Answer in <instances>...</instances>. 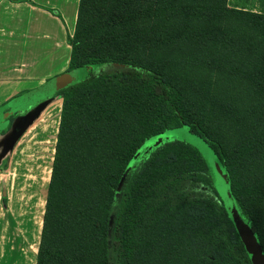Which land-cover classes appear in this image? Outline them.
Masks as SVG:
<instances>
[{
	"label": "trees",
	"instance_id": "trees-1",
	"mask_svg": "<svg viewBox=\"0 0 264 264\" xmlns=\"http://www.w3.org/2000/svg\"><path fill=\"white\" fill-rule=\"evenodd\" d=\"M68 42L67 72L109 67L55 96L36 264H254L199 148L164 142L129 170L152 138L188 129L223 165L264 254V11L228 0H80ZM195 70L244 80L256 96L239 108Z\"/></svg>",
	"mask_w": 264,
	"mask_h": 264
},
{
	"label": "crops",
	"instance_id": "crops-1",
	"mask_svg": "<svg viewBox=\"0 0 264 264\" xmlns=\"http://www.w3.org/2000/svg\"><path fill=\"white\" fill-rule=\"evenodd\" d=\"M79 2L0 0V168L6 157L15 153L25 141L26 133L23 137L18 133L37 108L49 102L56 108V101L58 104L62 101L55 96L61 90L62 76L68 73L71 56L68 38L75 32ZM229 6L245 9L231 3V0ZM51 10L58 11L61 17ZM37 123L38 120H34L27 133ZM48 159L45 156L43 160ZM53 160L51 157L50 161ZM31 173L28 176L36 191L41 192L49 186L52 169L45 161L33 171L34 175ZM39 205L35 201L34 208L38 209ZM17 212L20 214L15 216L27 215L29 218L20 224L27 225L23 244L9 239L8 227L7 238L2 236L6 220L0 211V264H36L44 214L38 221L35 210ZM6 213L10 217L13 215L7 210ZM17 254L18 257L15 256Z\"/></svg>",
	"mask_w": 264,
	"mask_h": 264
},
{
	"label": "rangeland",
	"instance_id": "rangeland-1",
	"mask_svg": "<svg viewBox=\"0 0 264 264\" xmlns=\"http://www.w3.org/2000/svg\"><path fill=\"white\" fill-rule=\"evenodd\" d=\"M231 3L249 11H264V2L261 0H231ZM236 25L237 23H233V28L238 31ZM239 29L244 31L242 27ZM248 30L245 31L246 34L249 32L251 35L254 34L250 29ZM107 67L109 66H91L88 69H80L72 71V73L68 72L62 76L60 88L64 89L69 87L78 81L86 79L90 73H95L101 69L104 71ZM194 74L215 91L228 87L230 92L232 91L234 94L235 105L239 108H243V103L246 100L249 101L250 98L256 96V92L250 84L228 74L209 70H195ZM57 102L58 101H56V108H53L54 106L52 107L53 104L50 102L48 104H42L37 108V112L30 116L32 118L27 122L25 121L21 128V132L18 133L20 136L26 133V137L24 138L25 141L15 153L6 157L0 168V211L5 215L4 219L6 220V224L1 232L2 236L6 239L8 227L10 231L9 239L13 243L19 241L21 244L24 243L23 236L25 235L24 231L27 225L24 226L22 224V226H20V224L25 221L27 222L29 219L27 215L15 216L14 214L19 213L17 210L26 212H29V210L37 211L36 219H38V221L41 219L42 213H45L46 196L49 186L43 188L41 192L36 191V187L31 182L29 179L30 176L28 175H30L31 172V174L34 175L35 173H33V171L38 170L39 167L43 165L44 161L47 163V166L52 169L53 162L50 161V158H54L55 154L54 150L57 142L62 105V101L59 102V104ZM34 120H38L36 127L27 133ZM173 140L186 141L199 148L208 162V167L214 179L218 194L221 195L229 190V181L226 177L225 169L215 153L204 141L191 134L186 128L168 132L148 141L131 163L129 175L136 170L141 162H143L156 147L164 142ZM45 156L49 157L47 161L43 160ZM35 201H38L40 204L38 209L34 208ZM6 210L10 211L13 215L11 217L8 216ZM33 243L35 244L36 241ZM15 256L18 257L19 255L17 254ZM32 264H34V262Z\"/></svg>",
	"mask_w": 264,
	"mask_h": 264
},
{
	"label": "water",
	"instance_id": "water-1",
	"mask_svg": "<svg viewBox=\"0 0 264 264\" xmlns=\"http://www.w3.org/2000/svg\"><path fill=\"white\" fill-rule=\"evenodd\" d=\"M205 144V143H204ZM209 147V146H208ZM210 148V147H209ZM211 149V148H210ZM212 150V149H211ZM225 205L226 211L234 223V226L247 250L252 256L255 264H264V254L257 238L248 224L242 219L235 205L231 190L220 195Z\"/></svg>",
	"mask_w": 264,
	"mask_h": 264
}]
</instances>
